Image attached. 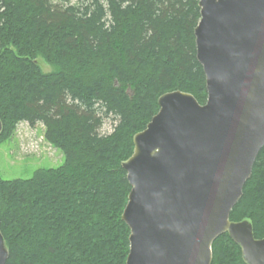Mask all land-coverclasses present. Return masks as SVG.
Here are the masks:
<instances>
[{
	"label": "trees",
	"instance_id": "obj_1",
	"mask_svg": "<svg viewBox=\"0 0 264 264\" xmlns=\"http://www.w3.org/2000/svg\"><path fill=\"white\" fill-rule=\"evenodd\" d=\"M199 1L0 0V144L21 122L41 124L65 156L30 178L0 174L6 264H126L131 186L122 162L133 137L162 94L208 98L194 34ZM39 56L54 69L44 72ZM230 219L249 220L264 238V147ZM212 250V264H246L228 233Z\"/></svg>",
	"mask_w": 264,
	"mask_h": 264
},
{
	"label": "water",
	"instance_id": "obj_2",
	"mask_svg": "<svg viewBox=\"0 0 264 264\" xmlns=\"http://www.w3.org/2000/svg\"><path fill=\"white\" fill-rule=\"evenodd\" d=\"M199 5L194 34L208 98L162 94L133 137L122 162L131 186L126 264H212V245L225 233L246 264H264V238L249 220L230 219L264 147V0ZM7 259L0 232V264Z\"/></svg>",
	"mask_w": 264,
	"mask_h": 264
},
{
	"label": "rangeland",
	"instance_id": "obj_3",
	"mask_svg": "<svg viewBox=\"0 0 264 264\" xmlns=\"http://www.w3.org/2000/svg\"><path fill=\"white\" fill-rule=\"evenodd\" d=\"M37 60L44 72L54 69L42 56ZM43 129L41 124L34 127L21 122L12 138L0 144L2 178H30L40 168H56L64 163V154L45 140ZM103 130L110 132L112 122H106Z\"/></svg>",
	"mask_w": 264,
	"mask_h": 264
}]
</instances>
